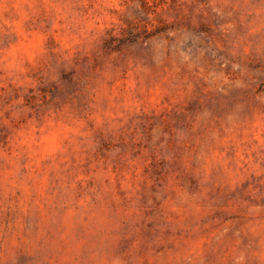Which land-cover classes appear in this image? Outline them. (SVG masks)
I'll use <instances>...</instances> for the list:
<instances>
[{
  "label": "rangeland",
  "instance_id": "obj_1",
  "mask_svg": "<svg viewBox=\"0 0 264 264\" xmlns=\"http://www.w3.org/2000/svg\"><path fill=\"white\" fill-rule=\"evenodd\" d=\"M0 264H264V0H0Z\"/></svg>",
  "mask_w": 264,
  "mask_h": 264
}]
</instances>
